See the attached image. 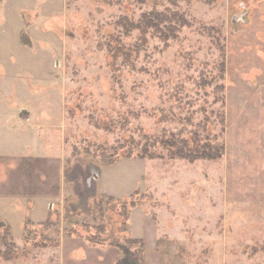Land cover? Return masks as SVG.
<instances>
[{"label": "rangeland", "instance_id": "1", "mask_svg": "<svg viewBox=\"0 0 264 264\" xmlns=\"http://www.w3.org/2000/svg\"><path fill=\"white\" fill-rule=\"evenodd\" d=\"M168 9L188 21L176 39L133 28ZM4 97L0 264H128L119 245L143 264L155 245L196 256L218 243L230 264H264L251 152L264 143V0H0ZM174 134L225 153L170 158ZM239 142L257 148L236 166ZM124 202L128 233L107 219ZM157 222L174 240L152 241Z\"/></svg>", "mask_w": 264, "mask_h": 264}, {"label": "trees", "instance_id": "2", "mask_svg": "<svg viewBox=\"0 0 264 264\" xmlns=\"http://www.w3.org/2000/svg\"><path fill=\"white\" fill-rule=\"evenodd\" d=\"M176 5V4H174ZM188 24V21L183 13L180 11H173L168 9V11L158 12L151 11L143 14L141 18V22L133 25L134 29H141L142 31H146L148 29H154V31L160 33L161 38L164 41H168L169 39H176L178 37V32L181 27H184ZM170 139L163 140V146L168 150L170 158L173 159H185L190 162H195L199 159H208V160H218L224 155V146L212 144L211 142H207L205 144H196L195 147L190 145L189 139L183 138L180 135L174 134ZM144 157L155 158L158 157L154 152L146 151L144 153ZM110 159V158H107ZM136 206L135 203H131L129 209L127 208V204L125 202L122 204L123 209L119 210L118 218L120 221L115 220L112 221L108 217V222L111 224L114 223V226H118V229L123 233L127 232V225L129 220V214L132 208ZM126 209H128L126 211ZM126 212V213H125ZM100 230H104V225L100 227ZM86 240H89L93 245H98L101 242L97 240L94 236L87 237ZM134 243H140L143 245L144 240L136 239L133 241ZM121 248V246L119 245ZM122 249V248H121ZM131 257V255H130Z\"/></svg>", "mask_w": 264, "mask_h": 264}, {"label": "crops", "instance_id": "3", "mask_svg": "<svg viewBox=\"0 0 264 264\" xmlns=\"http://www.w3.org/2000/svg\"><path fill=\"white\" fill-rule=\"evenodd\" d=\"M4 96V95H3ZM1 102L5 101L6 98L4 97V99L0 98ZM232 147L228 148V151L230 153H232L234 151V156L232 157V160L234 161V164L237 166L239 165V163H247L250 162V157H249V152L251 149H255L257 147H255L254 145H249L248 143L244 144V142H239L238 144H234L231 145ZM252 153L255 154H259L261 153V158H259L258 163L263 165L264 168V143H262V150L258 153V151H251ZM252 173V172H251ZM256 173V172H255ZM264 173L261 170L257 171V177H261V174ZM253 174V173H252ZM232 176V175H231ZM231 190V189H230ZM229 193L232 194V196L235 195V192H237L236 189H233L234 191V195L232 193V190ZM246 195V193H245ZM258 195V194H257ZM264 193H259V196L263 197ZM254 199H256L254 197ZM256 201V200H255ZM156 221V220H155ZM158 226V222L155 224V228L151 226H149V232H150V236L147 235L145 228H141V234H139L138 239H142L147 241V239L145 237L149 236L151 237L152 241L155 244H159L161 242V238H165L164 236H168L171 237L174 240V236L172 233H169L166 230H163V236L159 237V234L157 233V235L154 236V231L155 229L157 230V226ZM168 230V229H167ZM146 233V234H145ZM137 236V235H136ZM216 245V244H215ZM218 245H220V243L217 244V246H214L212 249V255H174V252L172 249L170 250L172 255H150V253L152 254L153 252H159L160 250L163 249V251H165L164 253H167L166 248L167 247H163L161 249L156 248V245L154 246L153 249H149L147 250V254L144 257L143 260V264H230V261L228 259V255H221V247L219 248ZM196 257V258H193Z\"/></svg>", "mask_w": 264, "mask_h": 264}, {"label": "water", "instance_id": "4", "mask_svg": "<svg viewBox=\"0 0 264 264\" xmlns=\"http://www.w3.org/2000/svg\"><path fill=\"white\" fill-rule=\"evenodd\" d=\"M123 250H124V252H125V261L128 263V264H132V260H130L131 259V257H130V253H129V251L127 250V249H125V248H123V247H121Z\"/></svg>", "mask_w": 264, "mask_h": 264}]
</instances>
